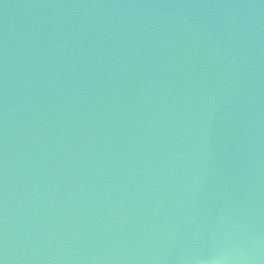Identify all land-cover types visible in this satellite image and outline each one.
Returning a JSON list of instances; mask_svg holds the SVG:
<instances>
[{
	"label": "water",
	"instance_id": "1",
	"mask_svg": "<svg viewBox=\"0 0 264 264\" xmlns=\"http://www.w3.org/2000/svg\"><path fill=\"white\" fill-rule=\"evenodd\" d=\"M0 264H264V0H0Z\"/></svg>",
	"mask_w": 264,
	"mask_h": 264
}]
</instances>
